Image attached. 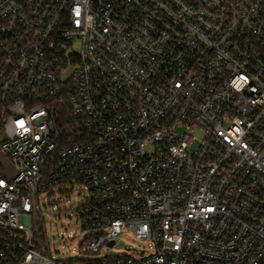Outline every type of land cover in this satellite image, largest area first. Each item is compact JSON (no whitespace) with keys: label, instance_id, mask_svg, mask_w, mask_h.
Masks as SVG:
<instances>
[{"label":"built area","instance_id":"1","mask_svg":"<svg viewBox=\"0 0 264 264\" xmlns=\"http://www.w3.org/2000/svg\"><path fill=\"white\" fill-rule=\"evenodd\" d=\"M0 152V264H264V0H0Z\"/></svg>","mask_w":264,"mask_h":264},{"label":"rangeland","instance_id":"2","mask_svg":"<svg viewBox=\"0 0 264 264\" xmlns=\"http://www.w3.org/2000/svg\"><path fill=\"white\" fill-rule=\"evenodd\" d=\"M76 53L80 52V45L76 43L74 49ZM72 71L67 70L63 73V78L70 77ZM61 211H53L52 207L60 204ZM42 213L45 217V231L49 248L52 256L59 258H73L71 251L79 246L86 232H83L77 225L76 216L78 206L81 204V195L78 186L64 188L55 192V196L48 198L44 196L40 199ZM75 232L74 239H68L71 233ZM63 235H66L65 237ZM64 238V239H63ZM108 255L120 254H149V248L146 243L139 242L132 236L124 234L117 247L104 252Z\"/></svg>","mask_w":264,"mask_h":264},{"label":"water","instance_id":"3","mask_svg":"<svg viewBox=\"0 0 264 264\" xmlns=\"http://www.w3.org/2000/svg\"><path fill=\"white\" fill-rule=\"evenodd\" d=\"M0 166L4 169L8 178L13 179L17 176L14 167L9 163L7 158L0 152ZM113 246V244H111Z\"/></svg>","mask_w":264,"mask_h":264}]
</instances>
